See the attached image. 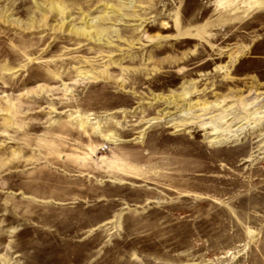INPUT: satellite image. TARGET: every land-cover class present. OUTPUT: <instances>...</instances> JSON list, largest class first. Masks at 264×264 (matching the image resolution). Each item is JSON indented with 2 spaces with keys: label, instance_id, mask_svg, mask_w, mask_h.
I'll return each instance as SVG.
<instances>
[{
  "label": "rangeland",
  "instance_id": "rangeland-1",
  "mask_svg": "<svg viewBox=\"0 0 264 264\" xmlns=\"http://www.w3.org/2000/svg\"><path fill=\"white\" fill-rule=\"evenodd\" d=\"M0 264H264V0H0Z\"/></svg>",
  "mask_w": 264,
  "mask_h": 264
},
{
  "label": "bare ground",
  "instance_id": "bare-ground-1",
  "mask_svg": "<svg viewBox=\"0 0 264 264\" xmlns=\"http://www.w3.org/2000/svg\"><path fill=\"white\" fill-rule=\"evenodd\" d=\"M52 12H56V9H52ZM77 31V30H76ZM76 35H79L80 37H87V33H86V31H78V32H74ZM73 34V33H72ZM101 41V40H100ZM186 96V95H185ZM161 100V99H160ZM176 102V101H175ZM173 103V102H172ZM171 104V103H170ZM172 105V104H171ZM175 106V105H174ZM219 106H221V105H219ZM191 108V107H190ZM202 109V108H201ZM218 110V109H217ZM198 111V110H197ZM207 111V110H206ZM228 111V110H227ZM192 112V110L190 111V113ZM204 112V111H203ZM202 112V113H203ZM209 112V111H208ZM215 112V111H214ZM188 113V112H187ZM226 113V112H225ZM225 113H223V114H225ZM232 113V112H231ZM228 114V113H227ZM206 115V114H205ZM228 116H224V120H225V118H227ZM230 117V116H229ZM232 117V116H231ZM234 117V116H233ZM222 120L223 119H221L220 121L222 122ZM224 120H223V122H224ZM236 121V120H235ZM226 122H228V121H226ZM222 125V124H221ZM207 126H209L208 124H207ZM215 129V128H214ZM216 130V129H215Z\"/></svg>",
  "mask_w": 264,
  "mask_h": 264
}]
</instances>
